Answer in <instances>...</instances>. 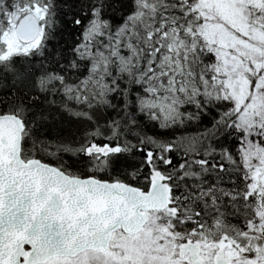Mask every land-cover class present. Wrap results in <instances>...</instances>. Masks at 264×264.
Segmentation results:
<instances>
[{"label":"snow or ice","instance_id":"snow-or-ice-1","mask_svg":"<svg viewBox=\"0 0 264 264\" xmlns=\"http://www.w3.org/2000/svg\"><path fill=\"white\" fill-rule=\"evenodd\" d=\"M0 264H264V0H0Z\"/></svg>","mask_w":264,"mask_h":264}]
</instances>
